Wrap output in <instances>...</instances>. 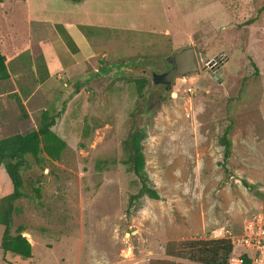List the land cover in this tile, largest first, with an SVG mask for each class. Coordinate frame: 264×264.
<instances>
[{
	"label": "rangeland",
	"instance_id": "obj_1",
	"mask_svg": "<svg viewBox=\"0 0 264 264\" xmlns=\"http://www.w3.org/2000/svg\"><path fill=\"white\" fill-rule=\"evenodd\" d=\"M0 1L21 31L28 13L83 18L96 52L84 74L60 81L42 101L41 109L63 105L53 130L66 147L58 161L22 172L11 231L21 226L31 256L0 250V264H201L166 255L165 242L235 230L264 207V0H28L29 11L22 0ZM186 46L200 56L198 71L174 77L169 90L152 83L150 73L167 69L165 57ZM140 76L147 82L138 97ZM16 80L32 90L25 68ZM27 107L28 117L16 101L6 109L0 138L37 124L40 110ZM134 108L160 199L130 205L136 178L118 162L100 173L93 164L119 158ZM229 119L227 175L217 140ZM9 190L0 167V196Z\"/></svg>",
	"mask_w": 264,
	"mask_h": 264
},
{
	"label": "trees",
	"instance_id": "obj_2",
	"mask_svg": "<svg viewBox=\"0 0 264 264\" xmlns=\"http://www.w3.org/2000/svg\"><path fill=\"white\" fill-rule=\"evenodd\" d=\"M123 63L115 66V69H121ZM106 68L105 66H103ZM8 78V72L4 63V57L0 53V80ZM136 95H142V89L146 85V79L143 76L133 78ZM79 83L75 85V91L79 88ZM17 106L20 114L27 117V114L17 100ZM63 110L60 109H42L37 118L36 127L24 130L23 132H13L0 138V167H2L7 180L10 184V190L0 196V250L2 253H10L27 259L31 256V245L28 240L21 235L22 228L17 226L13 231L12 214L15 211L14 202L23 197L22 192V172L32 166L44 168L46 161H58L66 142L55 131L51 129L56 117ZM138 112L135 108L129 114V127L121 141V152L117 160L109 156H99L96 158L93 168L97 173L103 172L115 162L122 164L127 172H130L138 181L139 186L135 193L129 195V204L136 199L146 197L149 199H160L159 193L151 186L146 174L144 165V156L141 150V142L144 137V128L137 120ZM232 120L222 129L218 137V145L221 146V159L217 162L223 172L227 175L230 172L226 166V159L230 155L231 140L229 133ZM241 184L253 189V186L245 180L240 179ZM36 197L39 195V186L32 187ZM231 247L226 239H204L188 240L183 243L175 241H166L164 244V253L166 255L187 258L201 264H224ZM7 264H11L7 262Z\"/></svg>",
	"mask_w": 264,
	"mask_h": 264
},
{
	"label": "crops",
	"instance_id": "obj_3",
	"mask_svg": "<svg viewBox=\"0 0 264 264\" xmlns=\"http://www.w3.org/2000/svg\"><path fill=\"white\" fill-rule=\"evenodd\" d=\"M26 1L22 0L27 3L29 11ZM7 6L0 1V53L8 72V78L0 80V129L3 116L8 114L6 109H10L13 102L20 101L27 117L30 115L27 105L41 111L42 101L49 95L47 91L57 88L64 79L84 74L96 55L82 30L83 22H86L83 18L67 19L64 14L56 17L55 12L50 15L37 13L30 17L27 11L26 27L21 31L5 11ZM22 68L26 69L32 90L17 83L16 77ZM5 82L6 88L3 89L1 86Z\"/></svg>",
	"mask_w": 264,
	"mask_h": 264
},
{
	"label": "built area",
	"instance_id": "obj_4",
	"mask_svg": "<svg viewBox=\"0 0 264 264\" xmlns=\"http://www.w3.org/2000/svg\"><path fill=\"white\" fill-rule=\"evenodd\" d=\"M226 239L231 247L224 264H264V207L243 218L234 230L213 229L208 239Z\"/></svg>",
	"mask_w": 264,
	"mask_h": 264
},
{
	"label": "water",
	"instance_id": "obj_5",
	"mask_svg": "<svg viewBox=\"0 0 264 264\" xmlns=\"http://www.w3.org/2000/svg\"><path fill=\"white\" fill-rule=\"evenodd\" d=\"M169 68L161 72H151V82L163 85L165 90H169L171 81L176 76H185L189 73L196 72L201 62L200 56L195 47L186 46L178 49L165 57ZM214 60H210L207 66H211ZM134 230L126 232L125 236L133 235ZM25 237V233H21Z\"/></svg>",
	"mask_w": 264,
	"mask_h": 264
},
{
	"label": "flooded vegetation",
	"instance_id": "obj_6",
	"mask_svg": "<svg viewBox=\"0 0 264 264\" xmlns=\"http://www.w3.org/2000/svg\"><path fill=\"white\" fill-rule=\"evenodd\" d=\"M213 63H214V61H213ZM213 63H212V64H213ZM168 65H169V64H168ZM211 66H212V65H211ZM211 66H209V67H211ZM168 68H169V66H168ZM168 68H167V69H168ZM165 70H166V69H165Z\"/></svg>",
	"mask_w": 264,
	"mask_h": 264
}]
</instances>
